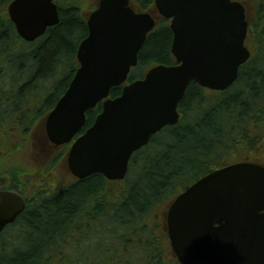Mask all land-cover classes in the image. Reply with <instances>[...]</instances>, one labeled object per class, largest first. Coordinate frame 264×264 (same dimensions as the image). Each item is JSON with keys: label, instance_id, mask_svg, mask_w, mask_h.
<instances>
[{"label": "water", "instance_id": "95a60500", "mask_svg": "<svg viewBox=\"0 0 264 264\" xmlns=\"http://www.w3.org/2000/svg\"><path fill=\"white\" fill-rule=\"evenodd\" d=\"M8 13L21 38L34 42L60 21L55 0H13ZM159 17L170 20L177 64L158 65L110 98L138 64ZM77 50L79 68L46 121L56 145L69 143L102 111L68 154L70 171L84 179L100 173L124 179L134 152L167 125L178 123V106L191 82L225 90L251 57L246 46L245 4L235 0H155L137 12L131 0H99ZM24 207L0 192V232ZM169 235L182 264H264V165L240 162L203 176L169 206Z\"/></svg>", "mask_w": 264, "mask_h": 264}, {"label": "trees", "instance_id": "16d2710c", "mask_svg": "<svg viewBox=\"0 0 264 264\" xmlns=\"http://www.w3.org/2000/svg\"><path fill=\"white\" fill-rule=\"evenodd\" d=\"M11 1L0 0V62L9 51L18 49L23 44L32 47L33 44L40 42V45L35 51L29 53L34 63L24 66L17 80H14L9 71L0 64V128L2 131L0 158L4 147L11 146L21 151V148H24V142L27 143L25 140L35 127L34 124L37 123L33 117H37L38 120L41 118L42 111L37 112L35 111L37 109L34 111L31 109L32 101H37L30 95L34 88L39 87L36 85H40L44 80L54 79L63 67L66 68L67 62L73 59L75 68L72 73L67 72L68 76L66 75L68 85L55 98L50 97L47 100L48 103L53 100L47 107L48 110L56 104L68 88L78 68L76 58L78 46L88 34L85 14L93 9L84 11V0H55L59 7V23L48 28L45 35L34 43H27L18 35L7 13V6ZM244 1L248 3L250 15L247 45L252 51V57L240 69L235 84L227 91L219 93L208 92L197 83L191 82L179 106L181 119L178 124L166 127L152 139L148 146L140 150L134 159L145 154L144 161L149 158L150 152L161 155L164 151L160 149L165 146L168 151L164 153L163 158L158 160L156 156L149 161L148 171L141 173L135 183L132 182L128 196L122 197L124 201L120 205H113L112 210H106L103 214L100 212L102 204L106 202V195L98 193L103 187L99 175L73 184L54 198L45 200L42 207L27 210L30 212L23 215V226L21 225V231L28 230L24 233L27 237L22 245L13 241L7 244V247L0 248V264H51L55 256L47 255L46 248L53 243L55 236L63 231L67 222L75 217L81 219V225L87 221L90 223V220L93 223H99L103 219L112 217L115 221L114 228L125 229L124 238H126L127 246L130 247V244L134 242L132 238L142 233L141 230L145 228L147 221L155 218L157 209L171 199H168L169 196L172 198L175 196L171 195L173 184L175 181L182 180L187 172H196L210 158L217 159L218 167L209 168L202 175L193 177L191 182L216 168L244 159L264 164V0ZM154 2L155 0H132L138 11L155 9ZM77 39L80 41L75 46ZM172 39L173 33L169 21L159 19L156 28L149 34L139 53L138 67H145L148 70L157 64H173L175 58L171 53ZM29 72H34L31 79L26 77ZM7 76L12 81L11 89L13 83L18 87L16 98L13 95L9 96L8 89L1 85V79ZM135 78L138 76L133 75L131 80ZM41 88L43 91L46 89ZM121 92L122 86L115 87L111 90L110 96L116 97ZM206 104L210 106L207 112L204 111ZM101 109V105H98L88 112L86 127L93 123ZM200 112H204L203 117L196 119ZM187 119L191 121V125H185ZM28 141L27 145H29L25 149L24 156L30 152L31 140ZM169 141L172 145L168 143ZM36 148H39L38 143L34 144V149ZM170 149H178L177 154L168 155ZM22 161H20L22 166L18 165L0 173L2 179L9 178L7 185L13 189L23 186L20 182L27 183L29 177L38 179L41 173L53 172L55 168L53 163L49 167L41 163L30 166ZM140 163L139 161L136 167ZM37 165L42 166L34 169ZM127 184H129V177ZM104 186L107 191L106 186L109 184ZM80 207L81 210H79ZM111 211L114 216L110 215ZM119 221L125 222L126 226L117 224ZM104 230L108 234L112 233V230L105 225L101 226L94 235L101 236L103 235L101 231ZM128 235L131 236L129 240ZM17 238L20 239L18 236ZM152 240L146 237L145 242L148 244ZM130 251H132L131 248ZM149 251L151 248L144 247L139 252L132 251L130 257L142 259L146 257L147 260Z\"/></svg>", "mask_w": 264, "mask_h": 264}, {"label": "flooded vegetation", "instance_id": "af4514ba", "mask_svg": "<svg viewBox=\"0 0 264 264\" xmlns=\"http://www.w3.org/2000/svg\"><path fill=\"white\" fill-rule=\"evenodd\" d=\"M34 125L37 127L39 122ZM35 127H33V129ZM42 128V132L40 130H36L35 133L32 134L33 140H39L44 152H48L49 148L54 149V151L58 150L59 147L52 144L46 134L45 123L42 124ZM27 140H31L30 135ZM70 146L71 144L63 146V148L69 149ZM60 147L62 148V146ZM68 149L66 150V153ZM49 157L50 156H48V158ZM59 159L64 160V165L68 169L66 157H60V154H57L52 160H54V163H58ZM94 175H99L102 179L103 187L99 189L98 193L100 195H106V202L102 204V210L100 211L103 214L106 210H112L113 205H118L117 203L108 204V200L111 198L115 199L119 195L123 196V191L125 189L123 182L126 180L113 182L107 180L101 174H93L91 176ZM84 179L74 177L70 171L67 172L66 175L63 170L57 172H43L41 173L40 178L36 179L31 176L28 178L27 183L20 182L23 186L18 189H13L7 185L8 181L6 179H2L0 177V192H9L20 195L25 203L24 210L19 213L12 222L5 225L2 230L0 234V248H5L7 247V244L13 241H18L16 234L21 231V227L23 226V215L30 212L27 210L38 209L40 206L42 207L45 200L54 198V196L59 194L61 191H64L73 184H76ZM105 184H109V186H106V188H108L107 191H105ZM117 184L120 185L118 186ZM108 194L110 195L107 197ZM168 205L169 204H164L157 209L156 217L147 221L145 228L141 230L142 233L137 236L136 244L133 246L134 252H139V250L144 247L151 248L147 260L146 257L143 259L130 257L129 248L126 245L127 241L126 238H124L125 235L122 236L120 234V232L125 229L114 228L115 221L112 217L109 219H103L99 223H93L90 220V223L87 221L84 225L80 224L81 219L75 217L73 220L67 222L66 227L59 235L55 236L53 243L46 248V254H53V256H55L51 264H181L172 249L169 238L167 228ZM94 207L95 206H93V208ZM79 210H81V207ZM110 215L114 216L113 211H111ZM117 224L126 226V223L121 221ZM105 225L112 230V233L108 234L105 232L106 230H104L101 231V234L103 235H94V233L100 230L101 226ZM146 237L152 238L153 240L146 244ZM96 242L101 243L106 251L102 256H93L86 252L83 256L80 254L83 251L82 249L86 246V250L90 251L91 247L97 244Z\"/></svg>", "mask_w": 264, "mask_h": 264}, {"label": "rangeland", "instance_id": "374dc122", "mask_svg": "<svg viewBox=\"0 0 264 264\" xmlns=\"http://www.w3.org/2000/svg\"><path fill=\"white\" fill-rule=\"evenodd\" d=\"M96 2H97V0H84V4H83L84 11H88V10L92 9L94 7V5L96 4ZM79 41L80 40H78V39L75 40V46H76V44L79 43ZM39 45H40V42L33 44L32 47H29L28 45L23 44V45H21L20 48L9 51L6 55V57L0 62L1 66L9 71L10 76L14 80H17L21 75L22 68L24 66H28V65H31L32 63H34L33 58L30 57L29 53H32L33 51H35L39 47ZM64 66H66V65H64ZM74 68H75L74 61H73V59H71V61L67 62L66 68L63 67L60 70L59 74L54 79H52L50 81L44 80L40 83V85L37 84L36 86H39V87L34 88V91L30 94L32 96V99H33V97L37 99V101H32L33 106L31 107V109L33 111L35 109H37V110H35L37 112L42 111V115H43L48 110L47 107L49 105H51L53 102V100H52L51 103H48L47 100L50 99V97L55 98V96L58 93H61L65 90V88L69 82L67 79L68 77H66V75L68 76L67 72L72 73ZM145 72H146L145 67H136L132 70L131 75L132 76L136 75V76L140 77V76L144 75ZM33 73L34 72L27 73L26 77L31 79ZM8 77L9 76L1 79V85H3V87H5V89H8L7 94L9 96L13 95L16 98V96L18 95V87L16 86L15 83H13V87L11 89L10 84L12 81ZM41 87H44L46 89L43 91ZM220 95H222V94H220ZM208 109H210V106H209V104H206L204 111L207 112ZM203 115H204V112H200L196 116V119L202 118ZM33 120L35 122L36 121L38 122L37 117H33ZM189 124L191 125L192 123L189 119H187L185 125H189ZM6 133H8V131ZM1 134H2V131H0V136H1ZM168 143H170L172 145L171 141H169ZM28 145L26 142H24V148L22 147L21 151H18V149H13L11 146L4 147V150L2 152V157L0 158V173L6 169H12L13 167H17L18 165L22 166L20 164L21 160H23L22 162L24 164H30V166H32L35 163H37V164L41 163L43 161V159H45L47 157L46 155H39V150H40L39 148L34 149L35 151L33 153L27 152V154L24 156L25 149L27 148ZM160 150L164 151L163 154H161V155H159V153H157V155H156L153 152H150L148 154L149 158H147L144 161H143V157L145 154L137 157L136 160L135 159L133 160L132 170H131L130 175H129V184H127L126 187L124 186L125 189L124 188L123 189L125 192L123 191V196L119 195L115 199L111 198L110 200H108V204H114V203L116 204L117 203L118 205H120L124 201L122 197H125V195H126V197L128 196L132 182L135 183L137 181L138 177L141 176V173H144V172L146 173V171H148L149 161H151L156 156H158V160L163 158L164 155L166 154V152L168 151V148L165 146L163 149H160ZM177 151H178V149H170V154H168V155L175 156L177 154ZM22 157H23V159H22ZM139 161L141 163L136 167V165L138 164ZM40 166H42V165H37L34 167V169H36ZM213 167H218V161L216 158H213V159L210 158L209 161H207V163H204V165H202L201 168L199 170H197L196 172H194V171L193 172H187L184 175L182 180H180V181L178 180V181L174 182L172 190H171V195H176L178 192H180L181 190H183L185 187L189 186L192 183L191 181L193 180V177L200 176L204 172H206L209 168H213ZM170 198H172V197L169 196L168 199H170ZM139 226H137V227H139ZM27 231L28 230L21 231V232H18L16 234L20 238L17 241L19 243V245H22L23 240H25V238L27 237L26 235H24V233ZM120 234L123 236L124 231H121ZM104 235H107V234H104ZM130 238H131V236L128 235L127 239L129 240ZM136 238H137L136 236L132 238L134 242L130 244V247H128L130 253L133 251V246L136 244ZM96 243L97 244L95 246L91 247L90 251L86 250L87 246L84 247L82 249L83 251L80 254L83 256V255H85V252H86V253L93 255V256H102L106 251H105V249L101 243H98V242H96ZM130 248L132 249V251H130ZM90 260H91V258H90Z\"/></svg>", "mask_w": 264, "mask_h": 264}, {"label": "bare ground", "instance_id": "6f19581e", "mask_svg": "<svg viewBox=\"0 0 264 264\" xmlns=\"http://www.w3.org/2000/svg\"><path fill=\"white\" fill-rule=\"evenodd\" d=\"M146 42V41H145Z\"/></svg>", "mask_w": 264, "mask_h": 264}]
</instances>
